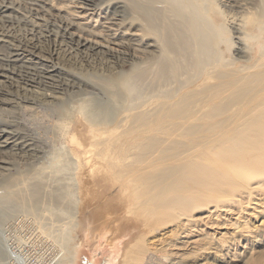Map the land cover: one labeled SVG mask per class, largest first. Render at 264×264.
Listing matches in <instances>:
<instances>
[{"label": "bare ground", "instance_id": "obj_1", "mask_svg": "<svg viewBox=\"0 0 264 264\" xmlns=\"http://www.w3.org/2000/svg\"><path fill=\"white\" fill-rule=\"evenodd\" d=\"M147 80L152 109L136 97ZM48 107L65 137L87 127L137 214L109 205L96 219L82 205V221L127 236L118 264H157L158 252L186 264L234 242L250 254L238 206L264 210L251 185L264 175V0H0V232L13 212L69 211L62 189L42 208L41 188L80 167L77 150L59 156L21 121ZM10 255L0 237V264Z\"/></svg>", "mask_w": 264, "mask_h": 264}, {"label": "rangeland", "instance_id": "obj_2", "mask_svg": "<svg viewBox=\"0 0 264 264\" xmlns=\"http://www.w3.org/2000/svg\"><path fill=\"white\" fill-rule=\"evenodd\" d=\"M58 58L61 57L58 56ZM140 87L142 93H137L136 97L140 96L148 107L152 106L151 109L158 107L159 97L156 99V96H159L160 91H151L148 80L143 82ZM182 89L179 88V91L170 100H176L178 96H181L180 94L188 90V87ZM143 97H147L148 102ZM141 100H138L137 104ZM153 102L156 105L153 106ZM246 110L247 108L243 107L240 113H245ZM113 111L114 116L119 115L120 112L122 113L121 109L119 111V106L115 107ZM21 121L32 128L41 140L45 141L49 148L54 149L59 156L66 157V148L77 150L81 165L78 169L74 165L73 167L67 166L66 169L62 170V173L60 171L55 172L53 177L52 173L49 177V185L41 188V198L44 203L47 202L46 196L48 193L54 190L62 189L68 192L69 195L66 197V201L59 208L66 207L70 212L60 213L61 215L58 213L57 215L53 214L50 210V212L45 211L46 209L40 211L39 214L13 212L1 221L2 233L0 232V237L4 244L10 247L12 253L8 264H118L124 249L123 243L127 236L120 233L116 237H112L110 232H104L105 230L98 225L99 221H82V205L85 201L87 207L83 210V213H92L91 215L94 214L93 217L96 219L104 213L103 211L109 205L121 207L119 215L124 219H134L137 216V214L124 212L127 205L123 199V194L118 191L116 181L111 176L112 168L106 162L108 157L105 158V156L102 157L103 155L96 154V140L90 138L92 136L87 132V127H84L83 134L78 138L76 131H73V134L76 133L75 135H70L71 138L65 137L63 135L66 132L64 131L65 120L57 119V114L51 109L49 110V107L25 111L21 114ZM62 121L65 126L61 125ZM75 139H77L76 142ZM183 142L192 144L193 140ZM126 161H129V159H126ZM63 173L66 178L56 181V177L64 175ZM251 185L264 195V175L252 180ZM72 192L73 194H71ZM75 194H78L79 197H75ZM93 195H96L98 199L88 201ZM44 203L42 208L47 206V203ZM105 207L107 208L104 209ZM208 208L209 205L203 206L202 211ZM238 208L241 210V221L252 229V240L249 245L252 251L250 254H240L239 251H243V248H241V244L234 242L227 247V249L234 250L231 253H225L226 255H224L225 249H217L211 256L209 254L201 260L191 255L185 258L186 264H201L204 261L208 264H257L264 260V210L261 212L253 211L254 206L246 202L239 205ZM59 223H61V227ZM58 227L61 229L59 230ZM157 256V264L167 262L164 258L166 256L165 252H158ZM229 259L235 261H228Z\"/></svg>", "mask_w": 264, "mask_h": 264}]
</instances>
